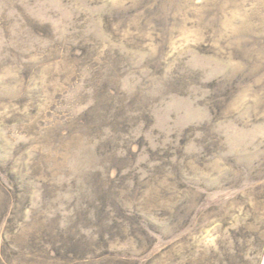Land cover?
Segmentation results:
<instances>
[{
	"label": "rangeland",
	"instance_id": "1",
	"mask_svg": "<svg viewBox=\"0 0 264 264\" xmlns=\"http://www.w3.org/2000/svg\"><path fill=\"white\" fill-rule=\"evenodd\" d=\"M0 264H264V0H0Z\"/></svg>",
	"mask_w": 264,
	"mask_h": 264
}]
</instances>
